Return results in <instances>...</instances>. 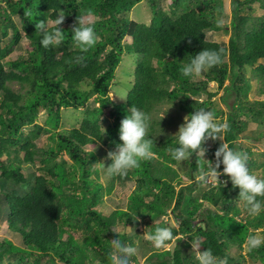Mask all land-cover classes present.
<instances>
[{"label": "trees", "instance_id": "16d2710c", "mask_svg": "<svg viewBox=\"0 0 264 264\" xmlns=\"http://www.w3.org/2000/svg\"><path fill=\"white\" fill-rule=\"evenodd\" d=\"M142 1L6 0L0 7V223L23 240L22 245L9 238L0 240V264H112V240L125 223L136 229L123 237L134 246V238L148 236L157 226L173 228L174 238L166 243L169 248L157 249L144 238V264H198V250L206 249L218 259L227 257L228 264H246L247 256L264 264V246L249 251L246 245L250 233L263 229L264 234V212L250 216L240 206L239 188L224 174L218 177L226 181L224 187L221 182L195 180L194 173L200 175L201 169L195 153L186 161L190 183H185L169 151L175 147V136L154 137L163 120L152 118L155 158L126 176L136 184L127 207L109 213L100 209L117 181L126 178L106 175L103 180L107 153L100 146L121 143L120 122L131 107L151 115L166 104L178 105L180 115L201 108L214 110L220 121L228 122L230 131L207 149L209 160L214 164L216 150L227 143L247 151L250 170L264 178V154L259 162L248 144L264 141V129L257 137L244 136L251 123L264 127V98H250L253 79L264 95V11L254 18L249 13L255 5L264 10V0H231L230 19L222 28L216 20L225 11L223 0H172L169 10L151 0L150 24L127 18ZM89 11L97 17L92 23L98 42L81 52L71 30L78 19L91 16ZM57 12L66 17L61 25L64 41L45 48L36 23L55 20ZM14 15L21 17V27ZM212 30L229 33L227 44L208 40L207 31ZM24 37L29 41L26 55L7 60ZM202 49H223L222 63L203 73V78L184 77L182 65ZM127 51L138 55L132 88L125 101L115 102L111 89ZM249 67L253 79L247 75ZM211 82L217 83L216 91L209 88ZM219 90L227 112L214 107ZM93 95L97 104L88 106ZM67 108H85L86 114L79 126L61 129ZM42 109L47 112L46 125L37 122ZM106 109L113 120L103 130ZM42 132L49 133L51 141L45 150L35 143ZM36 155L40 165L29 175L24 163L38 164ZM222 169L223 165L221 173ZM198 189L199 194H194ZM206 202L215 209L206 208ZM243 211L244 218L240 217ZM135 213L134 219L130 214ZM164 216L174 217L178 226ZM142 224L145 228L140 231ZM234 247L246 249V254L233 256ZM133 261L140 264L137 254Z\"/></svg>", "mask_w": 264, "mask_h": 264}, {"label": "clouds", "instance_id": "9594fccd", "mask_svg": "<svg viewBox=\"0 0 264 264\" xmlns=\"http://www.w3.org/2000/svg\"><path fill=\"white\" fill-rule=\"evenodd\" d=\"M57 13L54 27L51 30L48 21L36 23V30L41 34L40 43L45 48L58 46L64 41V29L61 25L65 19V13ZM88 15H92V13L89 11ZM216 26L218 28L224 26L223 18L216 20ZM71 31L73 42L81 52H87L98 42L97 32L90 20L78 19ZM222 56L223 49H202L184 63L180 71L184 77L195 80L203 73L221 64ZM77 59H83V57H77ZM117 95L121 99L125 98L122 95ZM167 110L160 113V122ZM151 128V113L131 107L120 122L119 139L121 143H117L115 149L107 153V158L111 163L105 166L103 162L105 174L108 177H126L131 170L139 169L143 162L155 158L154 139L150 135ZM229 131L228 122L218 120L214 110L201 108L184 117V123L174 134L175 147L169 151L172 158L179 164L190 160L195 153L196 157L201 160L199 182L202 184H206L211 177L221 182L224 187L226 181H220L218 177L221 174L226 175L232 186L239 188L238 197L247 213L255 217L264 212V178L250 170L249 153L222 142L215 152L214 164L205 158L207 149L202 146L204 142L209 138L222 141ZM205 161H210V163H204ZM221 165H223L222 173ZM130 216L134 219L137 218L136 213L130 214ZM128 229L132 228L126 226L125 223V229L117 232L116 238L112 240V264H130L131 259L137 254V247L123 239L129 235ZM146 238L155 248H162L174 238L173 228L157 226ZM246 245L249 251L261 248L264 246V234L250 233ZM196 258L198 264H228L227 257L218 259L210 249L198 250Z\"/></svg>", "mask_w": 264, "mask_h": 264}, {"label": "rangeland", "instance_id": "374dc122", "mask_svg": "<svg viewBox=\"0 0 264 264\" xmlns=\"http://www.w3.org/2000/svg\"><path fill=\"white\" fill-rule=\"evenodd\" d=\"M172 0H158L159 5L164 8L165 10H169V4ZM224 3V13L222 15H219L220 18H223L224 22H229L230 19V14H231V0H223ZM6 5V0H0V7L3 8ZM254 10L250 11V15L252 18L254 17H258L259 15L263 14V9L259 8L257 5L254 6ZM154 13L153 10L151 8V0H143L142 2H140L139 4L135 5V7L132 9L131 12L127 13V18H129L130 20H134L136 22H140V23H146V24H150L152 19H153ZM66 19V17H65ZM64 19V20H65ZM13 20L15 22V24L19 27L22 26V19L19 15H14L13 16ZM95 21L97 20V17L95 16H88L85 18V21ZM68 24V23H66ZM48 25L50 26H54V20H49L48 21ZM207 39L211 40V41H217L220 42L222 45L227 44L228 40H229V33L225 32V31H207ZM29 41L24 37L20 44L17 46V49L10 54L7 57V60H15L19 57H21L22 55H26V51L29 50ZM138 55H135L133 53H129L128 51L124 53L123 55V59L121 61V63L119 64V66L117 67L116 73H115V80H114V84L112 85V89H111V97L114 99L115 102H122L126 100L127 94L129 93V91L132 88V77L131 75H134V69L136 67L137 61H138ZM247 75L248 77L253 79V73L251 71V67H249V69L247 70ZM198 78H203V75H201ZM131 82V83H130ZM253 83V88L250 91V98L252 100H254L255 98H264V95H261L259 92V84L253 79L252 80ZM13 87L16 90L21 89L19 84H13ZM84 88L90 89L89 86L84 85ZM209 88L212 91H216L217 90V83L215 82H211L209 84ZM114 93V94H113ZM116 93V94H115ZM117 94L122 95L123 97H125L124 99H121ZM222 90H219V93L217 96L213 97V101H214V107L216 109H222L225 112H227V105L225 103H223V101L221 100V95H222ZM202 98H204L202 96ZM232 102V100L229 101V104ZM97 103L94 102V95L90 98L89 102H88V106H95ZM168 109V110H167ZM178 105H171V104H166L163 106L158 107L157 109H155L154 111H152V118H155L157 121L160 120V113L164 112L167 110V112L165 113L164 117H163V128H160V126H157V132H154V137L156 140L162 139L167 135H174L179 127L181 126V124L184 123V117L186 116L185 114H179L178 113ZM86 114L85 108H80V109H75V108H67L63 110V114H62V126H60L61 129H70L73 128L75 126H79L84 118ZM46 118H47V112L46 110H40L39 116H38V123L41 125H46ZM104 119H102L101 121V127L103 130H105L108 126L109 123L113 120V118L110 117V113L108 112V109H106L104 116ZM220 120V119H218ZM28 131L30 130L29 127ZM264 127L262 126H258L255 123H251L249 125V128L247 130V132H245L244 136H255L257 137L259 135V133L261 131H263ZM157 137V138H156ZM219 140V139H216ZM242 140H246L245 138H242ZM215 140L209 138L208 140H206L204 142V144L202 145L203 147H205L206 149L210 148L213 146ZM35 143L37 144V148L40 150H45L49 147L51 141L49 138V133L47 132H42L39 137L37 139H35ZM248 144L252 146L255 154H256V159L259 162L263 161V156H261V154H264V141L258 140V141H254V140H250L248 141ZM111 144L106 145H101L100 148L102 150H104L106 153H108L110 150H114L115 146H110ZM40 155H36L38 164L36 163H24V168L25 171L31 175L33 172L36 171V168L40 165L39 163V158ZM205 158L209 160V156L207 154V151L205 153ZM58 159H61L60 157H58ZM104 160V159H103ZM107 160V161H106ZM105 166L108 165V158H106L105 160ZM103 161H101L102 164ZM100 164V165H101ZM103 165V164H102ZM177 169H179L180 174L182 176V179L185 183H190V178L187 175V171L189 169V165L186 163V161L182 162V164H176L175 165ZM102 167V166H101ZM102 167V178L105 181L106 180V174L104 173ZM261 172V170H260ZM197 174V173H196ZM194 173V178L195 180L199 179L200 175H196ZM261 174V173H260ZM132 179L129 178H120L117 181V186L115 188V190L113 191V193L110 196L106 197V200L104 202V204L100 205V209L103 212L109 213L117 208H126L127 204H128V197L131 194L132 190L135 188L136 184L134 181H132ZM212 182L213 185L217 184L218 181H216L214 178H209L207 183ZM200 187H203L204 185H199ZM199 187V188H200ZM202 189V188H201ZM199 189L197 191L194 192V194H199ZM147 200H151V197ZM240 206L243 207V203H240ZM205 207L206 208H211V209H215L214 206H212L210 203L206 202L205 203ZM245 211H243L240 214V217L244 218L245 217ZM162 219L167 220L169 219V224L174 225V226H178V223L175 221L174 217L170 216H164ZM172 221V222H171ZM132 229H128V233H132L133 231H136V229H133V227H131V225H126ZM144 224L139 226V230L143 231L144 230ZM120 229L124 230L125 229V225L121 224L120 225ZM262 230L260 229L257 232L262 234ZM81 232H73V234L75 236H79ZM147 235H144V237L140 236L134 238L135 242H136V247H137V256H138V261L140 262V264H144L145 263V257L142 256L143 254V248H144V238H146ZM4 238H9L11 240H13L17 245H22L23 240L21 235H19L16 232H13L11 230H9L8 226L5 223H0V240L4 239ZM64 238H66V235H64ZM171 246V244L166 245L165 248H169ZM246 254V249H239L237 247H234L232 250V255L235 257L240 256V253ZM246 264H261L260 262H254L252 259H250L247 256L246 259ZM44 264H51V263H44ZM130 264H136L135 261L131 262Z\"/></svg>", "mask_w": 264, "mask_h": 264}, {"label": "bare ground", "instance_id": "6f19581e", "mask_svg": "<svg viewBox=\"0 0 264 264\" xmlns=\"http://www.w3.org/2000/svg\"><path fill=\"white\" fill-rule=\"evenodd\" d=\"M157 62V61H156ZM235 71V70H234ZM239 75V74H238ZM232 77V76H231ZM182 91V90H181ZM183 93V92H182ZM153 134V133H152ZM157 138V137H156ZM150 172V171H149ZM146 217V216H145ZM121 220V219H120ZM172 222V221H171ZM111 226V225H110ZM148 226V225H147ZM160 226H162V225H160ZM246 263V262H245Z\"/></svg>", "mask_w": 264, "mask_h": 264}]
</instances>
